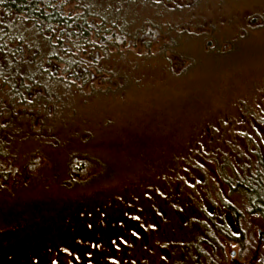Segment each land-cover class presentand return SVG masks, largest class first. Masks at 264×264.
<instances>
[{
  "label": "rangeland",
  "instance_id": "374dc122",
  "mask_svg": "<svg viewBox=\"0 0 264 264\" xmlns=\"http://www.w3.org/2000/svg\"><path fill=\"white\" fill-rule=\"evenodd\" d=\"M211 1L205 34L182 38L186 70L156 63L123 94L74 88L42 130L7 125L0 264H264V219L222 179L264 158V0Z\"/></svg>",
  "mask_w": 264,
  "mask_h": 264
},
{
  "label": "trees",
  "instance_id": "16d2710c",
  "mask_svg": "<svg viewBox=\"0 0 264 264\" xmlns=\"http://www.w3.org/2000/svg\"><path fill=\"white\" fill-rule=\"evenodd\" d=\"M211 4V0H0V187L13 182L17 171L15 160L9 159L17 155L5 134L7 125L26 119L42 130L41 123L56 114L61 93L66 96L74 88L94 91L98 85L100 92L123 94L137 89L145 70L156 63L186 70L190 58L181 49L182 38L205 34L204 29L197 30L202 25L198 12ZM255 164L256 171L245 178L226 176L224 171L222 179L246 198L249 214L264 219V158L257 157ZM223 234L229 237L228 232Z\"/></svg>",
  "mask_w": 264,
  "mask_h": 264
},
{
  "label": "flooded vegetation",
  "instance_id": "af4514ba",
  "mask_svg": "<svg viewBox=\"0 0 264 264\" xmlns=\"http://www.w3.org/2000/svg\"><path fill=\"white\" fill-rule=\"evenodd\" d=\"M217 254V253H215ZM234 254V255H233ZM232 259H231V264H246V263H240L238 260H237V255L235 252L232 253Z\"/></svg>",
  "mask_w": 264,
  "mask_h": 264
},
{
  "label": "water",
  "instance_id": "95a60500",
  "mask_svg": "<svg viewBox=\"0 0 264 264\" xmlns=\"http://www.w3.org/2000/svg\"><path fill=\"white\" fill-rule=\"evenodd\" d=\"M258 235H259V240L261 243H264V231L259 230L258 231ZM234 255V254H233Z\"/></svg>",
  "mask_w": 264,
  "mask_h": 264
}]
</instances>
